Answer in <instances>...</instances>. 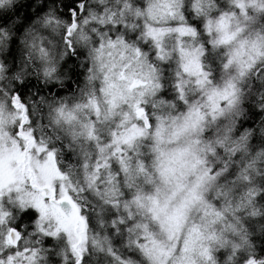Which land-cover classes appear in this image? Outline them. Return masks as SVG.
<instances>
[{
  "label": "clouds",
  "instance_id": "obj_1",
  "mask_svg": "<svg viewBox=\"0 0 264 264\" xmlns=\"http://www.w3.org/2000/svg\"><path fill=\"white\" fill-rule=\"evenodd\" d=\"M0 264H264V0H0Z\"/></svg>",
  "mask_w": 264,
  "mask_h": 264
}]
</instances>
